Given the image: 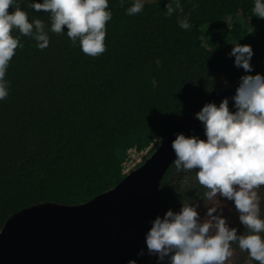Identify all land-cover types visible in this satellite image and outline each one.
<instances>
[{"label":"trees","instance_id":"1","mask_svg":"<svg viewBox=\"0 0 264 264\" xmlns=\"http://www.w3.org/2000/svg\"><path fill=\"white\" fill-rule=\"evenodd\" d=\"M168 2L145 1L142 12L128 16L131 0L123 7L109 0L106 51L96 57L66 32L49 31V46L40 50L13 30L23 48L9 63V95L0 100V229L25 207L79 204L114 187L130 150H146L144 161L181 115H194L212 91L240 81L244 70L228 55L233 44L251 45V74H264V19L255 16L254 0H180L183 13L171 17ZM19 6L30 22L39 18L50 28L47 13L32 10L28 0ZM178 15L189 17L190 29L179 26ZM190 135L206 139L204 131ZM207 191L196 170L179 172L173 162L161 180L158 215L178 212L181 202L198 203L202 218L208 207H222L229 226L246 232L234 202L210 201ZM258 193L264 219V186ZM232 248L227 264H258L237 244ZM143 249L142 264H157Z\"/></svg>","mask_w":264,"mask_h":264},{"label":"clouds","instance_id":"2","mask_svg":"<svg viewBox=\"0 0 264 264\" xmlns=\"http://www.w3.org/2000/svg\"><path fill=\"white\" fill-rule=\"evenodd\" d=\"M23 0H0V100L9 95V82L5 79L9 63L17 48H23L17 30L30 36L37 47L49 46L48 32H66L73 44H79L88 56H100L106 51V24L112 19L109 0H28L35 12L47 13L50 28L19 6ZM121 7L125 0H120ZM145 0H131L126 15L134 16L144 9ZM13 11L10 13L9 8ZM183 13L180 0H169L166 14ZM253 12L264 19V0H254ZM179 26L191 27L188 16H177ZM65 26L67 31H65ZM229 57L234 66L244 70L235 95L225 97L219 105L206 103L195 113L204 127L206 139L198 135L177 133L172 141L175 166L179 172L196 170V179L208 191L204 198L217 197L234 202L235 212L246 232L238 233L223 216V208L208 207L202 218L199 204L181 202L180 210H167L150 221L145 233V246L157 264H227L233 256L232 244L248 253L249 259L264 264V219L261 218V197L258 189L264 186V74L252 75L254 51L251 45L233 44ZM138 256L143 257L142 248ZM127 264H137L131 259Z\"/></svg>","mask_w":264,"mask_h":264},{"label":"water","instance_id":"3","mask_svg":"<svg viewBox=\"0 0 264 264\" xmlns=\"http://www.w3.org/2000/svg\"><path fill=\"white\" fill-rule=\"evenodd\" d=\"M233 87L212 91L206 103L235 95ZM192 114H183L173 132L112 188L79 204L39 203L11 215L0 229V264H142L150 221L162 204L161 180L175 161L177 133L203 132Z\"/></svg>","mask_w":264,"mask_h":264},{"label":"built area","instance_id":"4","mask_svg":"<svg viewBox=\"0 0 264 264\" xmlns=\"http://www.w3.org/2000/svg\"><path fill=\"white\" fill-rule=\"evenodd\" d=\"M131 152H133V153H135V154H138V153H140V152H136V151H134V150H130V153ZM141 152H143V151H141ZM130 157V156H129ZM129 157H128V159L126 160V161H124V163H123V173L124 174H126V173H128L131 169H133L136 165H137V163H133L132 162V159H129Z\"/></svg>","mask_w":264,"mask_h":264},{"label":"rangeland","instance_id":"5","mask_svg":"<svg viewBox=\"0 0 264 264\" xmlns=\"http://www.w3.org/2000/svg\"><path fill=\"white\" fill-rule=\"evenodd\" d=\"M145 1H154V0H145ZM146 153H147L146 150H144L143 152H140L138 154H135V153L131 152L130 155H129L130 156L129 159H132L133 163L134 162L137 163V164L138 163H142L143 157L146 155Z\"/></svg>","mask_w":264,"mask_h":264}]
</instances>
